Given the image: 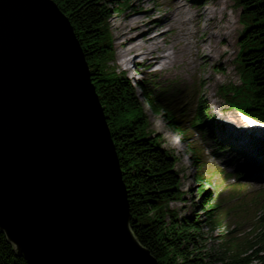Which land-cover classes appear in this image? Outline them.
Here are the masks:
<instances>
[{
    "label": "water",
    "instance_id": "water-1",
    "mask_svg": "<svg viewBox=\"0 0 264 264\" xmlns=\"http://www.w3.org/2000/svg\"><path fill=\"white\" fill-rule=\"evenodd\" d=\"M91 67L55 0H0V229L28 264H160L132 229Z\"/></svg>",
    "mask_w": 264,
    "mask_h": 264
},
{
    "label": "trees",
    "instance_id": "trees-1",
    "mask_svg": "<svg viewBox=\"0 0 264 264\" xmlns=\"http://www.w3.org/2000/svg\"><path fill=\"white\" fill-rule=\"evenodd\" d=\"M70 18L86 59L111 129L120 159L132 215V229L140 242L160 264H264V206L255 207L261 195L243 199L234 208L240 237L225 241L220 248H208L199 218L180 217L171 203L183 197L178 157L164 147L161 138L149 132V122L135 84L111 71L114 50L107 22L116 13L112 3L120 0H55ZM242 7L243 30L239 41L240 86L222 91L228 100L249 114L264 120V0H234ZM206 197V198H205ZM203 206L214 224L223 218L216 211L211 192ZM181 199V200H180ZM216 211V213H215ZM238 231H233L236 235ZM242 234V233H241ZM0 264H28L0 229Z\"/></svg>",
    "mask_w": 264,
    "mask_h": 264
},
{
    "label": "rangeland",
    "instance_id": "rangeland-1",
    "mask_svg": "<svg viewBox=\"0 0 264 264\" xmlns=\"http://www.w3.org/2000/svg\"><path fill=\"white\" fill-rule=\"evenodd\" d=\"M108 1L114 2V0ZM141 1L144 2L142 8L146 5L147 8L158 9L160 15H170L176 12L177 0ZM186 3L199 9L203 5L212 9L208 18H206L208 12L202 14L201 18L204 22L208 20L209 25L214 24L215 27L220 28L224 37L228 39V44L222 47L224 52L221 54L225 59V64L220 66L217 62L210 60L203 64L194 62L190 71L184 70L183 73L178 74L177 70H173L171 71L172 77L166 80V73L159 72V69L144 67L134 71L133 68L138 57L133 60L129 68L127 65H123L120 56L125 50L123 47L125 44L122 40H113L117 35L114 25L118 21L126 19L128 14L135 10L137 4H140V0H120V5L112 3L116 8V13L107 22V34L112 33L113 36L111 45L114 50V63L111 65V71L119 75H126L135 84L148 118L149 132L160 137L164 147L178 157L177 169L182 176L183 197L187 201L180 199L181 201L171 203L175 214L185 218H199L204 227L203 232L207 238L208 248L218 249L222 244H226V240L231 239L227 235L228 228L233 223H229L226 227L214 224L203 207L206 198H204V194L210 190L211 199L215 202L216 200L222 201L224 194H226V198H230L235 183H238L237 187L242 188L244 185L240 184L251 182L249 188L245 189L246 191H253L264 186L260 185L253 177L238 179L236 175H233L236 174L238 165L246 166L252 159H255L253 156H249L254 151L251 152V145H248L244 140L238 141L240 138L236 136L233 127L229 131H225L222 126L225 121L229 120L232 123V121H240V119L235 110L223 101L217 91L221 84L239 82L236 56L240 51L238 38L243 28L240 22L241 8L234 5L232 0H181V4ZM154 15L157 14L152 12L149 19L151 20ZM189 26L194 32H197V34L194 33L196 35L194 40H198L199 31L196 30L195 23L189 22ZM180 29L182 27L173 30L161 29V34H167V36H162V43H165L166 46L177 43L174 45L175 50L178 45L183 43L177 37ZM140 82H145L144 85L148 87L149 95L141 87ZM156 102L168 106V114L167 110L165 112L163 109L160 110V107H156ZM200 106L208 112L209 116L205 118L202 130L193 127L197 109ZM173 116L177 123L179 122L178 117L184 118L188 132H183L179 128L173 120ZM204 130H208L209 133L204 135ZM232 132H234L233 135ZM230 134L231 137H228L227 135ZM178 139L180 142H175ZM217 143H221L226 150L224 152L218 150ZM245 149H248L250 153H247ZM227 174L232 175L228 176ZM237 195L234 193V196ZM240 197L242 195L236 198Z\"/></svg>",
    "mask_w": 264,
    "mask_h": 264
},
{
    "label": "bare ground",
    "instance_id": "bare-ground-1",
    "mask_svg": "<svg viewBox=\"0 0 264 264\" xmlns=\"http://www.w3.org/2000/svg\"><path fill=\"white\" fill-rule=\"evenodd\" d=\"M143 4L144 2L140 0V4H137L135 10L130 12L126 19H122L114 25L117 31L114 41L119 39L125 44L123 46L125 50L120 56L123 65H127L129 68L133 60L138 57L139 61H142V65L166 73V80L172 77L171 71L173 70H177L178 74L183 73L184 70L190 71L194 62L203 64L210 60L217 62L220 66L225 64V59L221 54L224 52L222 47L228 44V39L224 37L220 28L215 27L214 24L209 25L208 20L204 22L201 18L204 13L208 12L206 18L212 13L209 6L203 5L199 9L192 5H181V1L177 0L175 13L160 15L158 9L147 8L146 5L142 8ZM152 12L157 15H154L150 20ZM189 22H194L196 30L199 31L198 40H194L196 36L194 33L197 34V32L192 30ZM180 27L182 29L178 31L177 37L183 41L181 45H178L174 50V45L177 43L170 46L162 43V36H167V34H161V29L173 30ZM222 126L225 131H229L236 124L228 120ZM233 131L236 133L238 130ZM227 136L231 137V134ZM175 142H180V139ZM245 150L250 153L248 149ZM251 152H253L252 149ZM256 152H258V147L255 148L253 154L250 153V156H255Z\"/></svg>",
    "mask_w": 264,
    "mask_h": 264
}]
</instances>
